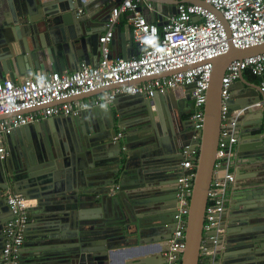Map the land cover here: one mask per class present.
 Listing matches in <instances>:
<instances>
[{
	"label": "water",
	"instance_id": "obj_1",
	"mask_svg": "<svg viewBox=\"0 0 264 264\" xmlns=\"http://www.w3.org/2000/svg\"><path fill=\"white\" fill-rule=\"evenodd\" d=\"M178 1H168L170 15ZM108 16L106 0H0V77L30 76L34 67L64 70L80 57L89 63L91 53L100 54L97 38ZM156 18L158 25L166 23L153 10L151 21ZM260 52L264 43L231 45L213 58L203 126L197 133L182 117L192 86L148 98L123 92L75 117L52 115L12 130L0 159V264L3 228L11 217L8 193L23 195L28 210L37 205V225L24 230L20 264H114L117 254L123 255L121 264H165L162 252L177 227V177L185 145L197 148V155L180 264H199L221 123V78L231 60ZM120 56L130 57L125 41ZM237 79L229 88L227 115L238 110L241 120L244 112L253 113V121L240 130L242 142L250 140L243 147L250 150L246 180L234 193L237 203L226 218L229 235L209 264H264V95L256 83L238 92L246 82L242 72ZM257 102L261 108L253 110ZM54 124L73 130V147L57 142ZM59 222L69 229V243L55 250L48 243L65 236L54 231Z\"/></svg>",
	"mask_w": 264,
	"mask_h": 264
},
{
	"label": "built area",
	"instance_id": "obj_2",
	"mask_svg": "<svg viewBox=\"0 0 264 264\" xmlns=\"http://www.w3.org/2000/svg\"><path fill=\"white\" fill-rule=\"evenodd\" d=\"M108 1L109 16L97 38L100 48L97 64L81 60L73 71L42 70L18 82L11 77H0V159L6 154L3 139L18 126L36 119L38 114L75 117L81 110L109 102L123 92L148 98L169 89L192 86L190 118L197 133L203 126L213 58L227 52L231 45L245 48L264 43V0H179L176 12L161 25L149 20L146 11L154 8L148 0ZM124 15L131 25V39L138 48V53L128 58L114 56L110 47L115 27ZM246 70L264 77V52L231 60L221 78V123L213 178L207 191L199 264L211 262L215 255L212 246L218 245L224 234L220 217L229 184L234 180L226 167L235 154L233 147L238 137L237 119L227 115V102L230 85ZM111 85L115 88L104 95H91L88 99L81 96ZM259 86L264 95V79ZM120 135L118 132L117 136ZM196 155L197 148L185 145L186 157L179 163L177 177V227L162 252L165 264L181 263ZM219 168L225 171L217 178L214 173ZM6 203L11 217L3 228L1 264H20L24 230L29 220L27 203L18 193H8Z\"/></svg>",
	"mask_w": 264,
	"mask_h": 264
},
{
	"label": "crops",
	"instance_id": "obj_3",
	"mask_svg": "<svg viewBox=\"0 0 264 264\" xmlns=\"http://www.w3.org/2000/svg\"><path fill=\"white\" fill-rule=\"evenodd\" d=\"M92 1H94V2L98 1L99 2V0H92ZM106 1H107V4H109V1L108 0H106ZM148 1L151 2L152 7L154 8V14L156 15V17L161 16L162 21L167 20V18L170 15L168 13L169 12V3H168L169 0H148ZM97 13H99V12H97L96 10L93 11V14H97ZM146 14L148 15V18L151 21L152 11H146ZM156 21H158L157 18H156L155 22ZM102 31H103V29H102ZM122 41L126 42L127 52H130V56L136 55L138 53V48H137L136 44L131 39V25L128 22L127 17L125 15L122 16L120 18L119 22L117 23V25L115 27V31H114V37L112 39V42L110 43L112 54L114 56H120ZM91 55H92V57L90 58L89 64H97L99 57H100V54L98 53L97 55H95V54L91 53ZM81 60H85V59L83 57H80L78 59V63H77V60L75 62H71V63L67 62L66 69L61 70V71H73V70H75L78 67V64ZM52 66H55L54 62L48 63L49 68H51ZM54 69L56 70L57 68L55 67ZM38 71H42V70L39 67H34L33 69H31V75L30 76H33ZM48 71H50V70H48ZM242 76H243L246 84H244V86L238 85L237 91L241 92V93L244 91V88H246V89L248 88V84H251V83L260 84V80L264 79V77L253 76L247 70L242 72ZM3 77H10V76H9V74H3ZM24 77H27V76H25L24 74L23 75L17 74L14 76L13 79L16 82H18L21 79H23ZM236 81H238V79L234 81V84H236L235 83ZM234 84L232 83V85H234ZM169 90H171V89H169ZM172 90H181V87H177V88L172 89ZM104 93H106V91L99 92V93L93 94V95H104ZM89 97H91V95L85 96L82 98L88 99ZM145 98H147V97H145ZM122 103H125V102L122 101ZM259 108H261V105L259 104V102H257V104L254 105L253 110H257ZM239 112L240 111H238V110L232 111V113H229L230 114L229 116L237 119L236 114H238ZM244 115L245 116H243V118L241 120L237 119L236 132L238 134V137H237V142L234 144V147H233L235 154L232 157V159L230 160L228 166L226 167L228 169V171L232 172V174L234 175V180L229 184L228 191L225 195V203H224L225 206H224V211H223L224 213L222 212L223 215H221V217H220L221 222H222L221 225L224 227V234L220 238V241H219V243H221V244L212 246L213 249L215 250V255H217V250L219 248L223 247L222 243H223L224 239L226 238V236L229 235L225 232L226 229L231 228L228 226V224L226 222V220H227L226 218L229 216L230 213H232L231 209H234L236 206L235 204L237 203V200H236L237 197H235L234 193H236L237 190H239L242 187V185L243 186L245 185L244 181L246 179L244 176L247 173V170L245 169V167L247 166L246 160L248 159L247 156H248V153L250 152V150L247 149V151H246V149H244L243 147L246 145L248 146L250 144L249 143L250 140H248V142H242V139L240 138L241 137L240 130L243 128H247V124H249L250 122L253 121V119H251V116H253V113L251 115L250 113L248 114L247 112H244ZM47 117H49V116L44 117L43 115L38 114L36 119H34L33 121H37V120L44 119ZM55 127L56 126L54 125V130H55ZM255 132H257V131H252L250 133H255ZM246 139H249V138L247 137ZM5 141H6V139L4 138L3 142L5 143ZM5 145H6V143H5ZM184 157H186V156H184ZM193 163L195 165L194 160H193ZM224 171H225V168L216 169L214 176L217 178H220V177H222ZM242 177H244V179ZM63 205H64V207H66L65 204H63ZM36 206H34V207L30 208V210H28V215H29V220H28L29 223L27 224L28 227L33 226V225H37V222H35V219H34V212H35ZM59 224H60L59 228L55 229L54 231L56 232V234H58L60 232V233L64 234L65 236L63 237V239L61 238L58 241L48 243V244H51L55 250L59 249V247H60V249H66L63 246L67 245L69 243L68 242L69 239L67 238L68 237L67 234L69 232V229L68 230L63 229L62 228L63 223L59 222ZM208 245L211 246L210 242H208ZM40 247L43 248V246H40ZM147 249H150V248H142L139 250L146 251ZM61 253L64 254V251L62 250ZM215 255L213 256V258L210 261L213 262V260L217 259V256H215ZM122 260H123V255L117 254L115 259L113 260V263L114 264H121ZM60 262H61V260H60Z\"/></svg>",
	"mask_w": 264,
	"mask_h": 264
},
{
	"label": "flooded vegetation",
	"instance_id": "obj_4",
	"mask_svg": "<svg viewBox=\"0 0 264 264\" xmlns=\"http://www.w3.org/2000/svg\"><path fill=\"white\" fill-rule=\"evenodd\" d=\"M184 110V115L182 116L184 119L188 120L187 124H193V122L191 121V114L193 112V106H192V100L190 101V105H186L185 107H183ZM103 121L105 122V120L103 119ZM55 125V124H54ZM55 135L57 136L58 139V143L59 144H64L67 146H71L73 147V145L76 144L75 142V135L73 134V130L70 127L64 128V127H59L57 125H55ZM91 126L94 128V124H90L88 122V128H91ZM97 127V125H95ZM69 140V141H68Z\"/></svg>",
	"mask_w": 264,
	"mask_h": 264
},
{
	"label": "trees",
	"instance_id": "obj_5",
	"mask_svg": "<svg viewBox=\"0 0 264 264\" xmlns=\"http://www.w3.org/2000/svg\"><path fill=\"white\" fill-rule=\"evenodd\" d=\"M254 76V75H253Z\"/></svg>",
	"mask_w": 264,
	"mask_h": 264
}]
</instances>
